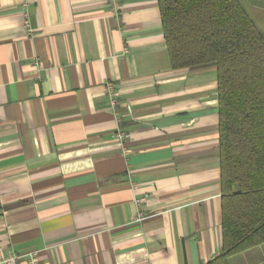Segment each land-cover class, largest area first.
<instances>
[{
	"label": "crops",
	"instance_id": "0c3cea01",
	"mask_svg": "<svg viewBox=\"0 0 264 264\" xmlns=\"http://www.w3.org/2000/svg\"><path fill=\"white\" fill-rule=\"evenodd\" d=\"M240 2L254 19L264 11V0ZM116 3L0 0V255L207 264L220 254L216 69L171 68L157 0ZM228 263L264 264V245Z\"/></svg>",
	"mask_w": 264,
	"mask_h": 264
},
{
	"label": "trees",
	"instance_id": "16d2710c",
	"mask_svg": "<svg viewBox=\"0 0 264 264\" xmlns=\"http://www.w3.org/2000/svg\"><path fill=\"white\" fill-rule=\"evenodd\" d=\"M173 70L214 66L222 212L220 254L264 245V35L240 0H157Z\"/></svg>",
	"mask_w": 264,
	"mask_h": 264
},
{
	"label": "built area",
	"instance_id": "2783aa9c",
	"mask_svg": "<svg viewBox=\"0 0 264 264\" xmlns=\"http://www.w3.org/2000/svg\"><path fill=\"white\" fill-rule=\"evenodd\" d=\"M109 2L112 4L113 7L117 8L116 0H109ZM24 28L27 31H30L29 29V22L27 19V16H25L24 20ZM107 95L110 98L111 106H116V102L114 99V93H113V86L111 84L107 85L106 91ZM119 138H123V133L119 132ZM143 216L139 215L136 218V221H141ZM38 252H29L27 254H6V255H0V264H38Z\"/></svg>",
	"mask_w": 264,
	"mask_h": 264
},
{
	"label": "rangeland",
	"instance_id": "374dc122",
	"mask_svg": "<svg viewBox=\"0 0 264 264\" xmlns=\"http://www.w3.org/2000/svg\"><path fill=\"white\" fill-rule=\"evenodd\" d=\"M252 14H250L252 20L256 23V25L258 26V28L260 29V31H262V33L264 35V11L263 10H261V11L256 10V14H254L255 19H254ZM257 22H259V25Z\"/></svg>",
	"mask_w": 264,
	"mask_h": 264
}]
</instances>
